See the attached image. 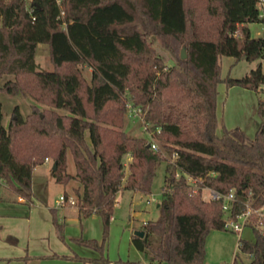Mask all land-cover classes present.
Returning <instances> with one entry per match:
<instances>
[{
  "label": "trees",
  "instance_id": "1",
  "mask_svg": "<svg viewBox=\"0 0 264 264\" xmlns=\"http://www.w3.org/2000/svg\"><path fill=\"white\" fill-rule=\"evenodd\" d=\"M256 2L30 0L27 7L26 0H0V78L13 75L0 89L11 95L28 92L37 102L67 111L31 104L23 116L15 106L4 125L0 102V178L31 199L33 168L51 157L56 182L78 181L73 191L79 213H95L101 220L99 240L73 238L99 256L65 258L110 263L104 247L117 192H151L163 158L149 140L125 132L127 94L165 152L176 153L166 165L158 216L142 224L143 236H131L135 248L148 254V264H207L208 234L226 229L224 197L204 198L203 187L233 193L232 217L245 202L264 205V96L256 103L259 122L252 137L239 126L216 131L218 83L256 91L264 83L260 65L242 77H220L221 55L264 59V31L252 36L249 30V23L259 22ZM150 37L174 52L172 64L156 53ZM38 43L48 46L51 70L36 67ZM180 47L184 57L175 51ZM82 64L90 68L89 81ZM67 150L74 174L65 171ZM188 175L196 180L195 192ZM248 226L253 240L239 238L238 248L249 257L245 264H264V218L253 217ZM28 259L5 257L0 264H27ZM227 264L240 263L235 256Z\"/></svg>",
  "mask_w": 264,
  "mask_h": 264
},
{
  "label": "rangeland",
  "instance_id": "2",
  "mask_svg": "<svg viewBox=\"0 0 264 264\" xmlns=\"http://www.w3.org/2000/svg\"><path fill=\"white\" fill-rule=\"evenodd\" d=\"M26 6H30V0H26ZM261 24L259 22H251L249 23V30L250 34L252 36H257L256 32L260 31ZM152 40V46L154 47L157 54H159L164 60V62L167 65H170L173 63L174 59V52L169 50V48L164 47L159 41H157L155 38L150 37ZM181 48H177L175 51L177 54L180 53ZM35 61L37 64V68L39 69H47L51 70L53 68V64L49 59V53H48V46L45 43H38L36 46L35 51ZM261 59L256 58L253 60H247L245 58H240L236 60L231 55H221L219 56V64H220V77L224 78L226 76H230L233 78L242 77L249 73V71L252 68L257 67L260 65ZM81 68V71L83 75L85 76L86 81H89V74H90V68L85 65H79ZM8 78H13L12 74H3L0 78V86L4 83V81ZM218 95H217V118H218V124H217V133L220 134L222 131V126H225L227 128L239 126L240 128L244 129L247 133V136L252 137L253 130H254V122L256 119H258V115L256 113V103L259 98H262L264 96V93L260 90H253V89H247L244 87H241L239 85H232V86H226V84L223 81H220L217 85ZM0 102H1V111L3 114V124L6 125L10 113L12 109L17 106L19 108L20 113L25 116L27 113L30 112L31 104H36L40 110H44L45 108H53L58 113H66L67 111L61 107H51L48 104L40 103L34 100V98L28 93V92H18L17 94L11 95L6 93L5 91L0 89ZM138 106L134 105L131 101L130 96L127 94L126 98V112H125V125L124 130L127 134L134 135V136H143L150 142L153 141L157 144V147L160 151V154L162 156V160L159 162V164L156 167V173L153 178V182L151 185V192L148 194L145 193H139L136 191H132L129 189H123L118 194V203L114 205L112 215L116 217L117 219V225L115 223L111 222L109 223V230H108V240H110V249H113V244L117 246V242H119L120 247H123L125 242L124 238L125 235L127 236V231L131 230L134 232V230H139L142 220H154L158 216V208L156 206L157 202H159L161 197V186L164 184V176L168 174L169 172L166 171V165L168 162H170L171 158L170 156L165 152V149L162 146V141L156 139L152 134L151 125L145 123L140 115V112L138 111ZM158 130V127H157ZM87 135V133H85ZM164 156V157H163ZM49 159L50 163H53V160L51 157H47ZM129 155H125L123 157V162L126 165V163L129 161ZM45 161V158L43 159V162ZM45 168V165H41L33 170V181L35 190L39 191L44 194L45 197H47L52 204L54 203L55 198H58L59 195L62 193V186L57 183H50L48 189L45 188V193H43V169ZM126 170V169H125ZM65 171L70 174L75 173V166L73 162V158L71 153L67 150L66 153V163H65ZM178 172V170H176ZM78 181L75 182L72 179H69L66 183V191L68 194L74 196L73 191L71 187H74L77 185ZM10 189V188H9ZM0 196L7 198L6 201L0 202V211L8 208V210H11L14 206V203H12V200H10L8 197H11V195L6 196L3 191V189H0ZM13 194L16 196L17 194L11 190ZM10 193V192H9ZM208 192L205 190L203 195H207ZM68 195V196H70ZM140 196H142V201L139 200ZM152 197H154L152 199ZM26 202L30 201L31 199H26L22 197ZM148 198V201L146 199ZM74 204H76L75 198ZM68 203V202H63ZM61 203V204H63ZM71 204V203H69ZM15 207V206H14ZM134 211L137 213L134 214ZM71 216V214L69 215ZM100 220V219H99ZM98 223L92 222L89 223L86 230L85 235H99L101 232H98L102 230L101 228V220ZM100 222V223H99ZM100 225L99 228H97ZM76 226L70 227V230H73ZM101 228V230H100ZM264 231V226L262 227ZM214 230V229H213ZM224 230V229H221ZM230 231V230H225ZM212 230L208 234L205 242L206 246V252H208V241L210 239V234ZM240 235L243 238H252L253 237V231L249 226L244 227L240 232ZM236 234V233H234ZM153 241H155V238H152ZM236 241V240H235ZM210 247V245H209ZM83 249L85 247H82ZM91 249H86L87 252L91 253ZM234 254L237 258V260L244 264L247 261L248 256L241 253L238 247L235 246ZM90 255V254H89ZM105 255V253H104ZM106 256V255H105ZM234 255L231 254L228 258H224L220 260L219 262L215 264H227L230 263L233 260ZM115 264L117 262H114ZM79 264H84L83 261H81ZM90 264H98L95 262H92ZM106 264V263H105ZM212 264V262H211Z\"/></svg>",
  "mask_w": 264,
  "mask_h": 264
},
{
  "label": "crops",
  "instance_id": "3",
  "mask_svg": "<svg viewBox=\"0 0 264 264\" xmlns=\"http://www.w3.org/2000/svg\"><path fill=\"white\" fill-rule=\"evenodd\" d=\"M258 122L259 117L254 122V132ZM52 164L53 163H50L49 159L47 158L44 162L36 165L33 168L34 170L41 165H45V168L42 172L44 177L43 193L46 191L45 188L48 189L50 183H57L62 186L61 194L70 195L66 191V183L62 184L56 182L55 179L50 175V168L52 167ZM33 179L34 177L32 173L31 187L33 195L31 200L26 202L21 196H15L3 179L0 178V189H3L6 196L11 195V197L8 198L12 200V203H14L15 206H13L11 210L6 208L0 211V258L28 255L29 259L27 264H79L81 262L80 260L74 258H65L64 256L70 257L74 254L90 258L99 256V253L96 249L82 245L73 239L74 237L80 236L85 238H96L99 240L101 233L99 235H85V230L88 224L92 222L98 223V220L100 219L99 216L95 213H92L89 216H82L78 211L77 205L74 203H58V198H55V204H52V202L47 197H45L44 194L39 191V189L38 191L35 190ZM72 180L77 182L73 178ZM76 186L77 185L74 187ZM74 187H71L72 191ZM120 191H118L116 194L115 204L118 203L117 198ZM73 195L76 200L75 193ZM153 198L154 197H152V199ZM6 200L7 198L5 199V196H0V202H4ZM139 200L142 201V196H140ZM146 201H148V198ZM156 206H158V202ZM51 208L54 209V216L56 217L57 223L61 224L60 230H58L53 223L52 213L50 210ZM136 213L137 211H134V214ZM70 214L71 216H69ZM110 221L115 223V225L119 224L116 222L117 219L113 215H111ZM145 221L146 220L143 219L141 225ZM74 226L76 227L73 230H70V227ZM99 227L100 225L98 226L97 224V228ZM139 228L141 229V226ZM97 230L98 232H101L99 229ZM131 230L127 231V236L125 235V244L123 247H120L119 242H117V246L113 244V249H110L109 247L111 241L108 240V238L106 239L104 253L110 260V263L108 264H115L114 262L117 260H132L139 261L140 264H148V254L144 251L136 249L133 245L131 241L133 232ZM59 232L61 233L62 237H60ZM239 232H228L221 229L212 230L210 239L208 241V252L206 257L207 264H211V262L212 264H215L224 258H228L231 256V254L235 257V246L238 247L239 238H243ZM8 236L14 237L16 241L11 242L10 240H7ZM253 237L245 239L253 240ZM82 247L85 248L83 249ZM88 248L91 249V253L86 251ZM248 260L249 257L247 258V261ZM90 263L91 261L84 262V264ZM116 264L121 263L118 262Z\"/></svg>",
  "mask_w": 264,
  "mask_h": 264
},
{
  "label": "built area",
  "instance_id": "4",
  "mask_svg": "<svg viewBox=\"0 0 264 264\" xmlns=\"http://www.w3.org/2000/svg\"><path fill=\"white\" fill-rule=\"evenodd\" d=\"M57 3H59V0H56ZM256 8H257V17L259 19V23L261 24V30L257 31L256 34L257 36L261 35L264 31V0H257L256 2ZM60 15H63V10H60ZM260 67L264 71V59L261 60L260 62ZM258 90L262 91L264 93V83L261 84L258 87ZM138 111L140 112L141 115V110L138 107ZM142 118V117H141ZM151 147L154 149H158L157 144L153 141H151ZM171 160L173 161L176 158V153L175 151H172L170 155ZM47 158H45L46 160ZM176 175H178V172H176ZM195 178L191 176H187V182L189 184V188L191 192L196 191V186H195ZM207 191V195H203L204 198H219L221 196L224 197V203L222 205V208L225 212L224 215V221H223V226L226 230H230L233 232H239L241 231L244 227L248 226L250 222L253 221V217L257 218H264V205L261 207H252L248 202L244 203V207L240 212H238L235 217H232L230 215V210L232 207V201L234 200V196L232 192H228L226 194H222L218 190L211 188V187H203V193L204 191ZM58 203H63V202H68L73 204L74 199L72 196H65L64 194H60L58 197Z\"/></svg>",
  "mask_w": 264,
  "mask_h": 264
},
{
  "label": "water",
  "instance_id": "5",
  "mask_svg": "<svg viewBox=\"0 0 264 264\" xmlns=\"http://www.w3.org/2000/svg\"><path fill=\"white\" fill-rule=\"evenodd\" d=\"M181 56L184 57L185 56V49L182 47L181 48ZM149 145V144H147ZM52 167H55V163L52 164ZM133 234H136L138 236H143V230L139 229V230H134Z\"/></svg>",
  "mask_w": 264,
  "mask_h": 264
}]
</instances>
